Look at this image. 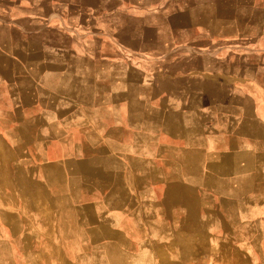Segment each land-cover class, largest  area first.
I'll list each match as a JSON object with an SVG mask.
<instances>
[{
	"label": "rangeland",
	"instance_id": "obj_1",
	"mask_svg": "<svg viewBox=\"0 0 264 264\" xmlns=\"http://www.w3.org/2000/svg\"><path fill=\"white\" fill-rule=\"evenodd\" d=\"M74 2L78 8L60 10L70 23L79 25L76 31L57 20L43 30L42 25H26L23 19L31 13L29 9L0 4L4 20L23 21L29 30L40 29L35 34L45 31L55 39L47 43L51 48L67 51L64 63L72 66L71 73L61 70L51 80L67 84L76 71V80L82 83L78 96L94 99L101 94L105 104L80 110L79 122L63 126L69 136L65 142L55 144L48 153L30 149L31 157L39 158L40 164L50 160L77 163L78 173L89 175V165L81 161L100 156L110 168L119 167L115 169L123 171L127 181L134 177L131 164L142 162L143 166L136 167L141 168L138 174L144 184H150V179L143 168L150 166L155 184L148 187L136 211L141 223L151 227L156 243L154 250H139L143 258L152 260L147 264H167L171 257L174 264H264V145L261 136L246 137V127L240 137L228 134L223 119L229 109H235L242 119L262 112L264 0ZM43 11L54 16L52 7ZM74 13L79 14L73 17ZM96 19L99 25L92 23ZM86 33L90 36L80 38ZM31 42L34 51L43 44L37 36ZM15 43L19 51L27 50ZM30 52L28 56L20 51L23 55L16 63L36 66L43 62L38 51ZM105 53L110 54V61L101 57ZM48 60L45 57L44 63ZM117 63L125 65L127 80L119 90L107 82L102 69ZM110 91L120 92L119 97ZM117 98L120 101L112 104ZM199 118L211 128L200 139ZM256 132L260 135L261 128L255 125ZM107 149L113 152L106 153ZM38 164H27V171L38 175ZM47 166L50 177L53 165ZM170 170L173 184L165 182ZM215 170L230 176L220 179ZM64 176L59 174L60 180ZM78 192L79 206H87L80 201L86 189L79 186ZM70 252L75 255V250H62L67 263ZM46 253L53 256L54 250Z\"/></svg>",
	"mask_w": 264,
	"mask_h": 264
},
{
	"label": "crops",
	"instance_id": "obj_2",
	"mask_svg": "<svg viewBox=\"0 0 264 264\" xmlns=\"http://www.w3.org/2000/svg\"><path fill=\"white\" fill-rule=\"evenodd\" d=\"M74 1L0 0V4L4 2L6 8L29 9L31 13H27L26 19H23L27 22L26 25H42L43 30L47 24L57 20L69 30L76 31L79 25L70 23L69 17L62 15L60 10L78 8ZM46 7H52L54 16L43 11ZM76 14L79 13H74L73 17ZM83 19L87 20L88 16L85 15ZM96 20L92 23L99 25ZM22 22L0 17V264L151 262V256L149 261L142 257L139 250H154L156 243L152 239V229L149 225L142 224L139 212L136 213L139 211L137 206L146 199L148 187L155 184L151 181L153 169L150 166L143 168L147 170L145 177L150 179V184H144L142 176L138 174V169L141 168L136 167L141 164L143 166L142 162L140 164L135 161L131 164L134 166V177L127 181L123 171L115 169L119 167L110 168L108 161H100V156L96 160L88 157L81 161L89 165V175L78 173L77 163L64 165L50 160L40 164L39 158L34 160L31 157L30 149L48 153L50 148L65 142V138L69 136L63 126L69 121L79 122L80 110L105 104L101 103V94L95 100L83 94L78 96L77 89L82 83L78 84L76 71L72 73L73 80H68L67 84L61 80H51L52 75L61 74V70L65 74L71 73L72 66L64 63L67 58L63 54L68 53L47 44L53 43L54 37L46 35L45 31L35 34L40 29L29 30ZM61 31L65 33L64 30ZM62 32L58 34L63 35ZM33 36L43 41L39 50H33V43H30ZM88 36V33L81 34L80 38ZM113 41L117 42L115 38ZM15 42L27 47V50L20 51L27 52L28 56L32 55L30 51H38L37 54L42 55L43 62L36 66L28 63L17 64L16 58L23 54L17 49ZM114 43L112 45L116 47L119 52L117 56L120 57L121 50ZM45 57L50 59L47 64L44 63ZM101 57L110 61L111 56L105 53ZM116 65L111 67L107 64L102 69L107 72V82L110 80L112 88L119 90L125 87L127 81L126 67L121 63ZM92 69L91 67L90 71ZM83 85L93 87L91 83ZM110 92L111 95L119 97L120 92ZM117 100L120 101L117 98L111 103L115 104ZM261 109V114L256 111L257 114L252 113L243 119L236 114L235 109H229L223 117L228 126V134L240 137V130L246 127L245 136H261L264 145V94ZM237 123L239 125L235 126ZM31 124L36 125L29 127ZM196 125L199 139L211 129L206 128L204 118H199ZM255 125L261 128L260 135L254 133ZM105 152L110 153L113 150L107 149ZM14 153L18 154L17 158ZM262 153L264 161V148ZM118 156L117 158L120 157ZM113 159L116 160L115 157ZM33 160L40 165L38 175L27 171V164L33 163ZM150 163L153 166V161ZM47 165H53L51 175L55 174L56 177L47 175ZM124 166L125 163L123 168ZM170 173L165 179L167 184L174 183L171 170ZM59 174L65 175L64 180H60ZM216 174L220 179L230 176L215 170ZM79 186L86 189L85 199L80 200L87 205L84 207L79 206ZM64 249L75 250L74 256L70 252L68 263L63 258ZM46 250H54L53 256L47 254ZM149 253L152 255V252ZM156 259L155 257L154 260ZM173 260L172 257L166 259V263L174 264Z\"/></svg>",
	"mask_w": 264,
	"mask_h": 264
}]
</instances>
